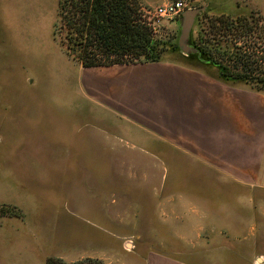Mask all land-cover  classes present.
Listing matches in <instances>:
<instances>
[{
  "label": "rangeland",
  "instance_id": "374dc122",
  "mask_svg": "<svg viewBox=\"0 0 264 264\" xmlns=\"http://www.w3.org/2000/svg\"><path fill=\"white\" fill-rule=\"evenodd\" d=\"M138 1L153 38L169 48L165 55L209 67L180 47L182 16L154 14L171 0ZM186 1L189 9L207 3L209 14L264 16V0ZM58 11L59 0H0V264L90 256L101 264H142L145 253L185 248L187 230L196 264L208 251L221 264H264V189L169 146L164 151L176 160L155 161L153 137L86 95L87 70L54 34ZM205 201L221 202L216 213L226 225L208 232L196 207ZM193 202L195 219L186 209ZM4 205L16 214L2 216Z\"/></svg>",
  "mask_w": 264,
  "mask_h": 264
},
{
  "label": "crops",
  "instance_id": "0c3cea01",
  "mask_svg": "<svg viewBox=\"0 0 264 264\" xmlns=\"http://www.w3.org/2000/svg\"><path fill=\"white\" fill-rule=\"evenodd\" d=\"M207 65L198 67L164 55L158 61L83 66L87 70L83 85L95 104L153 137L155 161L176 160L164 151L169 146L224 177L264 189V89L226 80L214 65ZM159 207L173 210L172 204ZM196 207L204 211L208 232L227 224L216 213L224 209L221 202L205 201ZM186 209L195 219L194 202ZM190 234L184 233L185 248L145 253L142 264H196V241ZM209 241L214 240L203 238ZM217 255L203 253L202 264H221L214 259Z\"/></svg>",
  "mask_w": 264,
  "mask_h": 264
},
{
  "label": "trees",
  "instance_id": "16d2710c",
  "mask_svg": "<svg viewBox=\"0 0 264 264\" xmlns=\"http://www.w3.org/2000/svg\"><path fill=\"white\" fill-rule=\"evenodd\" d=\"M140 7L138 0H59L54 34L84 67L158 61L169 48L153 38ZM209 12L207 8L196 16L189 52L201 62L214 65L226 80L264 89V16L253 10ZM4 206L7 214L2 216L16 214L15 208ZM88 263L101 261L88 257L70 263L61 257L47 258V264Z\"/></svg>",
  "mask_w": 264,
  "mask_h": 264
},
{
  "label": "water",
  "instance_id": "95a60500",
  "mask_svg": "<svg viewBox=\"0 0 264 264\" xmlns=\"http://www.w3.org/2000/svg\"><path fill=\"white\" fill-rule=\"evenodd\" d=\"M206 9V6L199 8L187 9L182 13L181 26H180V35H179V45L183 51L189 52L192 50V47L187 44V41L191 35L192 28L194 26L196 16L202 10Z\"/></svg>",
  "mask_w": 264,
  "mask_h": 264
},
{
  "label": "built area",
  "instance_id": "2783aa9c",
  "mask_svg": "<svg viewBox=\"0 0 264 264\" xmlns=\"http://www.w3.org/2000/svg\"><path fill=\"white\" fill-rule=\"evenodd\" d=\"M189 8L186 0H171L157 5L154 8V14L158 17L173 19L182 16V13Z\"/></svg>",
  "mask_w": 264,
  "mask_h": 264
}]
</instances>
